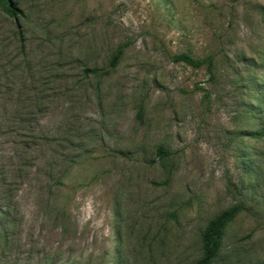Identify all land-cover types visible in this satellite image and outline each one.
I'll use <instances>...</instances> for the list:
<instances>
[{"label": "rangeland", "instance_id": "obj_1", "mask_svg": "<svg viewBox=\"0 0 264 264\" xmlns=\"http://www.w3.org/2000/svg\"><path fill=\"white\" fill-rule=\"evenodd\" d=\"M7 1L0 264H264V0Z\"/></svg>", "mask_w": 264, "mask_h": 264}, {"label": "trees", "instance_id": "obj_2", "mask_svg": "<svg viewBox=\"0 0 264 264\" xmlns=\"http://www.w3.org/2000/svg\"><path fill=\"white\" fill-rule=\"evenodd\" d=\"M0 6H2L9 14H14L15 7L11 5L7 0H0ZM122 52L120 51L113 59L112 65L116 66L117 61ZM175 62H181L194 68H200L203 65H207V71L213 77L214 70V57L209 56L203 60H196L186 53L178 54L174 57ZM166 152L160 150V155H165ZM241 205L233 206L215 218H213L202 235L204 256L197 262V264H211L221 252L227 224L231 222L241 211Z\"/></svg>", "mask_w": 264, "mask_h": 264}]
</instances>
